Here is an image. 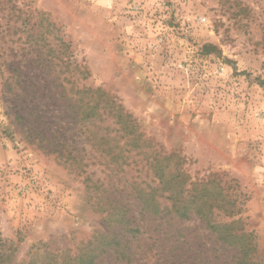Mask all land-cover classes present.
<instances>
[{
  "label": "rangeland",
  "instance_id": "rangeland-1",
  "mask_svg": "<svg viewBox=\"0 0 264 264\" xmlns=\"http://www.w3.org/2000/svg\"><path fill=\"white\" fill-rule=\"evenodd\" d=\"M47 23L48 46L69 44L72 90L71 82L62 92L52 81L66 75L52 54L26 40L28 30ZM206 44L214 46L209 54ZM260 81L264 0H0V253L8 256L0 264H40L47 251L73 253L105 227L98 196L127 204L137 222L151 227L133 241L130 263L109 256L98 264H181L179 257L232 264V253L196 217L166 216L157 219L160 227L139 214L132 188L138 150L124 151L125 172L113 175L104 164L109 156L98 159L76 112V91L95 87L132 115L155 149L182 158L191 180L219 174L236 218L254 238L253 261L264 264ZM49 143L89 167L56 158Z\"/></svg>",
  "mask_w": 264,
  "mask_h": 264
},
{
  "label": "trees",
  "instance_id": "trees-1",
  "mask_svg": "<svg viewBox=\"0 0 264 264\" xmlns=\"http://www.w3.org/2000/svg\"><path fill=\"white\" fill-rule=\"evenodd\" d=\"M50 27L53 25L47 23L36 33L28 30L26 40L38 48H46L52 54L50 57L55 61L54 66H59L61 73L66 74L64 77L56 76L52 81L65 92L67 90L64 84L71 82L70 77L73 76L69 71L72 63L71 52L67 53L69 44L61 39L59 46H65L62 49L58 45L56 49L48 46ZM213 49L214 46L210 44L203 46L205 54L211 53ZM76 67L78 68L77 65ZM259 83L262 85L264 81ZM71 84L70 90L73 89L74 82ZM76 94L78 96L75 101L79 102L76 112L80 113V119L86 124L91 146L95 148V153L99 152L98 159L101 154L109 156L104 164L113 175L118 176L120 172H125L122 168L127 165L124 151L138 150V156H141L138 158V183H135L136 188H132L135 190L133 197L138 201L139 214L143 213L146 220L151 219L149 223L160 227H163V223L157 219H165L166 216L178 220L196 217L215 236V244L232 253V264H256L253 261L256 244L252 233L244 229L240 218H236L239 210L228 188L222 184L219 174L213 173L205 179L191 180L190 175L183 169L182 158L175 153L155 149L151 140L145 138L140 131L139 124L132 115L101 88H83L77 90ZM121 141L122 144L119 143ZM49 144L57 154L56 158L65 159V162L70 160L79 168L89 167L88 163L81 162V158L67 150L61 153ZM149 173L153 177L148 182L145 178ZM96 182L99 192L104 194L105 191L101 189L104 183H99L98 180ZM101 198L98 196L96 205L97 211L103 215L104 229H96L86 242H80L76 246L73 253L45 252L44 263L40 264H98L102 258L109 256L125 263L135 259L136 248L133 247V241L139 240L138 236L149 233L151 227L147 222H137L127 204L106 196L102 200L107 203H102L99 202ZM156 229L155 227L153 232ZM176 243L177 240H174L173 244ZM167 252H171L169 248ZM7 258L8 256L0 253L3 262ZM178 261L181 264L188 262L181 257ZM161 263L174 264V261L163 259Z\"/></svg>",
  "mask_w": 264,
  "mask_h": 264
}]
</instances>
